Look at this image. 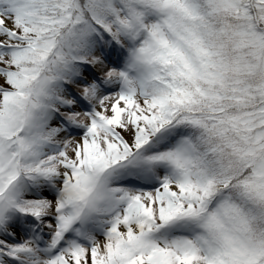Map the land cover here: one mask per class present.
Listing matches in <instances>:
<instances>
[{"label": "snow or ice", "instance_id": "snow-or-ice-1", "mask_svg": "<svg viewBox=\"0 0 264 264\" xmlns=\"http://www.w3.org/2000/svg\"><path fill=\"white\" fill-rule=\"evenodd\" d=\"M0 264H264V0H0Z\"/></svg>", "mask_w": 264, "mask_h": 264}]
</instances>
